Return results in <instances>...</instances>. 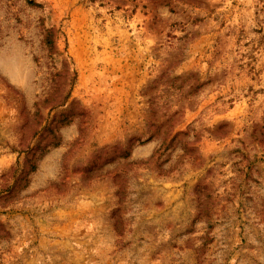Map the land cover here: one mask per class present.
Wrapping results in <instances>:
<instances>
[{
    "label": "rangeland",
    "instance_id": "obj_1",
    "mask_svg": "<svg viewBox=\"0 0 264 264\" xmlns=\"http://www.w3.org/2000/svg\"><path fill=\"white\" fill-rule=\"evenodd\" d=\"M0 264H264V0H0Z\"/></svg>",
    "mask_w": 264,
    "mask_h": 264
},
{
    "label": "trees",
    "instance_id": "obj_2",
    "mask_svg": "<svg viewBox=\"0 0 264 264\" xmlns=\"http://www.w3.org/2000/svg\"><path fill=\"white\" fill-rule=\"evenodd\" d=\"M69 97H70V94L66 95L64 97V100H62L60 103H57V106L58 107L65 106L67 104V102H68Z\"/></svg>",
    "mask_w": 264,
    "mask_h": 264
}]
</instances>
